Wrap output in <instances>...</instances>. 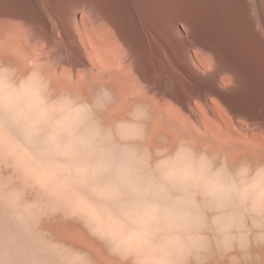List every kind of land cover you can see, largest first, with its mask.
I'll return each instance as SVG.
<instances>
[{"label": "clouds", "instance_id": "9594fccd", "mask_svg": "<svg viewBox=\"0 0 264 264\" xmlns=\"http://www.w3.org/2000/svg\"><path fill=\"white\" fill-rule=\"evenodd\" d=\"M50 64L0 59V264H264V145L154 144L148 105L107 120Z\"/></svg>", "mask_w": 264, "mask_h": 264}, {"label": "bare ground", "instance_id": "6f19581e", "mask_svg": "<svg viewBox=\"0 0 264 264\" xmlns=\"http://www.w3.org/2000/svg\"><path fill=\"white\" fill-rule=\"evenodd\" d=\"M80 14L89 28L96 22L104 25H98L99 30L107 28V36L90 39L94 48L120 35L131 46L141 36V45L152 52L145 49L144 56H130L133 62L151 61L162 79L220 81L225 86L196 87L205 94L239 95L255 87L259 75L252 59L264 64V0H0V35L7 34V41L22 49H28L36 35L45 37L53 49H67L66 36H72L73 19ZM3 45L0 42V54L6 59ZM96 51L101 53L92 54L94 63L113 60ZM168 65L171 69L164 70ZM237 104L242 111L250 107L242 100Z\"/></svg>", "mask_w": 264, "mask_h": 264}, {"label": "rangeland", "instance_id": "374dc122", "mask_svg": "<svg viewBox=\"0 0 264 264\" xmlns=\"http://www.w3.org/2000/svg\"><path fill=\"white\" fill-rule=\"evenodd\" d=\"M75 18L73 19L75 30L73 34H69L72 35L71 37L66 36L71 44L69 48L53 49L45 37L36 35L32 39L33 43L30 42V45L26 46L28 49H22L7 41V34H1L0 42L5 43L1 48L7 54H5L6 59H2L3 54H0V59L10 60L9 55L19 57L17 62L35 58L46 59L51 62L50 74L60 88L79 91L86 98H91L98 89H107L112 96L111 104L103 113L107 120L124 119L133 106L148 105L151 110V120L147 125L148 134L154 144L158 143L161 137L171 139L178 134L199 136L203 133L232 140L247 137L252 128L251 120H247L235 110L239 107L238 100L244 101L247 93L248 97L259 102L260 108H263L264 64L256 57L252 59L255 73L259 75L254 77L255 87L244 89V92L239 95H236L239 92H234L235 94L229 96L215 93L205 94L198 92L197 88L212 85L225 88V86L220 81H198L186 78L162 79L157 75L156 68L151 61L136 63L129 59L132 55L144 56L147 52H152V48H144L141 45L143 42L141 36L137 37L138 42L135 40V44L131 46L124 43L122 35L119 39L115 37L97 45V49L104 54L111 55L113 60L111 58L112 61H107V64L98 60L94 63L91 59L98 50L96 51L89 41L92 37L107 36V28L99 30L97 26L103 25L101 22H99L101 25L96 22L89 28L87 24L85 25L81 14ZM12 35L17 38L19 32H13ZM59 37L63 36L59 34ZM21 38L23 39V36ZM65 55L72 57V61ZM170 67L168 65L164 67V70H169ZM229 91L230 89L226 92ZM61 227L65 235L87 243L86 237L81 234L79 225L69 222Z\"/></svg>", "mask_w": 264, "mask_h": 264}, {"label": "crops", "instance_id": "0c3cea01", "mask_svg": "<svg viewBox=\"0 0 264 264\" xmlns=\"http://www.w3.org/2000/svg\"><path fill=\"white\" fill-rule=\"evenodd\" d=\"M244 101L250 105L249 109L242 111L239 107H236L235 112L245 116L247 120H251L252 128L246 138H238L235 140L242 142L244 145H264V109L262 110L259 102H256L252 97ZM235 102H233V104H235ZM235 105L237 106V104Z\"/></svg>", "mask_w": 264, "mask_h": 264}]
</instances>
